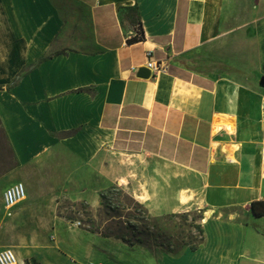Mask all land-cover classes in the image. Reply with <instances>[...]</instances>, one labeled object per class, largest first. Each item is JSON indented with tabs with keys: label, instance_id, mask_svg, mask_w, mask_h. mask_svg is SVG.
<instances>
[{
	"label": "crops",
	"instance_id": "crops-1",
	"mask_svg": "<svg viewBox=\"0 0 264 264\" xmlns=\"http://www.w3.org/2000/svg\"><path fill=\"white\" fill-rule=\"evenodd\" d=\"M151 59L167 70L136 77ZM262 76L264 0H0V248L18 264H164L56 214L64 198L98 207L111 186L151 215L263 219L250 211L264 200ZM17 182L26 196L7 210Z\"/></svg>",
	"mask_w": 264,
	"mask_h": 264
},
{
	"label": "rangeland",
	"instance_id": "rangeland-1",
	"mask_svg": "<svg viewBox=\"0 0 264 264\" xmlns=\"http://www.w3.org/2000/svg\"><path fill=\"white\" fill-rule=\"evenodd\" d=\"M231 16L232 19L235 17L232 14ZM231 25L236 27L237 23L231 21ZM233 46L234 48L228 49V54L224 55L229 63L235 62L237 59L235 50L237 44L235 43ZM252 53L253 48H249L245 61H242L247 74L251 66L250 61L253 62L254 55ZM247 58H251V60ZM233 69L236 70L237 67H233ZM247 79L248 83L251 84L250 79ZM247 92L249 91L247 90ZM10 161L11 156L0 131V172L10 164ZM5 184V181H1L0 187ZM117 188L122 190L120 187ZM122 191L124 194L129 195L124 190ZM121 197L123 207L119 210V215L110 207H102L101 201L98 207L92 208L83 201L72 202L67 198L61 200L56 214L70 219V222L75 224L73 225L74 228L84 229L100 235L106 234L108 228L117 226L116 223H126L128 221L127 210H135V206L131 202L125 200L123 195ZM228 213L203 212L193 209L171 214H150L153 218L151 224L153 225L154 222L164 231L167 237L171 238V250L173 252L169 253L164 248L157 247H152L150 250L160 256L161 253L164 254L161 257L164 264H264L255 258V253L263 249V244L261 243L260 246L259 241L264 240V218L254 220L244 215H230ZM0 216H3V212L0 213ZM202 220H205V222ZM76 223L78 224L76 225ZM198 225L203 230L202 234L197 231ZM41 236H44V234ZM49 236H51V233L47 234L48 239H50ZM109 238L115 240L113 237ZM2 242L3 244H1ZM4 243L6 242L3 240V233H0V245H4ZM2 248H9L14 251L12 247ZM190 248L195 250L193 251ZM221 255L224 257H221ZM58 262H63L61 257L53 260L51 264H57ZM26 263L39 264L34 258H30Z\"/></svg>",
	"mask_w": 264,
	"mask_h": 264
},
{
	"label": "trees",
	"instance_id": "trees-1",
	"mask_svg": "<svg viewBox=\"0 0 264 264\" xmlns=\"http://www.w3.org/2000/svg\"><path fill=\"white\" fill-rule=\"evenodd\" d=\"M143 35L140 37H132L127 40V43L132 44L141 40ZM2 136L5 140L4 134L0 129ZM5 145L7 147V142L5 140ZM7 150L9 151L8 147ZM1 173V172H0ZM123 198L135 206V210H127V219L125 223L118 222L115 228H108L106 234H102L103 237H113L116 240L128 245L134 246L139 245L147 249L152 247L164 248L167 252L172 253V245L169 237L166 236L164 231H162L156 224H151L153 218L148 213L147 209L135 201L132 197L124 194L122 190H119L117 186H111L99 193L101 206L112 208L117 215H119V210L123 207ZM130 209V208H125ZM250 211L254 218L264 217V200H256L250 203ZM125 224V225H124ZM197 231L199 234L203 233L200 225L197 226ZM195 250L194 248H190Z\"/></svg>",
	"mask_w": 264,
	"mask_h": 264
},
{
	"label": "built area",
	"instance_id": "built-area-1",
	"mask_svg": "<svg viewBox=\"0 0 264 264\" xmlns=\"http://www.w3.org/2000/svg\"><path fill=\"white\" fill-rule=\"evenodd\" d=\"M146 68L150 71V74H156L159 72H165L167 70V65L165 62H156L151 59L146 62ZM260 158L262 168L264 169V143H262L260 147ZM25 196L26 188L22 182H17L7 187L3 192L4 208L7 210L12 209L18 202L23 200ZM77 224L78 223H76V225ZM0 264H18L17 258L11 249L5 248L0 250Z\"/></svg>",
	"mask_w": 264,
	"mask_h": 264
},
{
	"label": "water",
	"instance_id": "water-1",
	"mask_svg": "<svg viewBox=\"0 0 264 264\" xmlns=\"http://www.w3.org/2000/svg\"><path fill=\"white\" fill-rule=\"evenodd\" d=\"M136 77L143 78V79L149 78L150 71L147 68L141 67L136 71ZM258 85L260 88H264V76L260 78Z\"/></svg>",
	"mask_w": 264,
	"mask_h": 264
},
{
	"label": "bare ground",
	"instance_id": "bare-ground-1",
	"mask_svg": "<svg viewBox=\"0 0 264 264\" xmlns=\"http://www.w3.org/2000/svg\"><path fill=\"white\" fill-rule=\"evenodd\" d=\"M203 222H205V220H202ZM203 224V223H202Z\"/></svg>",
	"mask_w": 264,
	"mask_h": 264
}]
</instances>
